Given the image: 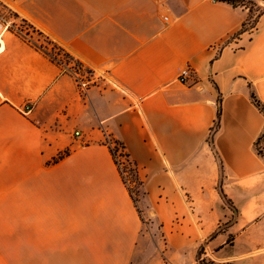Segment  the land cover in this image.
<instances>
[{"label": "crops", "instance_id": "0c3cea01", "mask_svg": "<svg viewBox=\"0 0 264 264\" xmlns=\"http://www.w3.org/2000/svg\"><path fill=\"white\" fill-rule=\"evenodd\" d=\"M0 1L100 77L81 97L0 22V264H143L141 213L185 258L205 242L212 261L264 264L263 0Z\"/></svg>", "mask_w": 264, "mask_h": 264}, {"label": "rangeland", "instance_id": "374dc122", "mask_svg": "<svg viewBox=\"0 0 264 264\" xmlns=\"http://www.w3.org/2000/svg\"><path fill=\"white\" fill-rule=\"evenodd\" d=\"M243 1L246 5L253 8L252 7V3H254L253 0H243ZM253 10L255 9L253 8ZM16 14H17L16 12H14L6 4L0 1L1 23H5L7 26H9V29L12 27L13 28L12 30H14V32L21 34V36L25 38L27 37V39L30 40L32 43L47 47L51 52V54H53L54 56L61 57V56H57L56 52L51 50V47L47 44L44 37L39 36L36 32L33 31L32 28H30L27 24L23 23L21 18H15ZM254 15H257V13H255ZM61 60L67 64L74 62L76 63L77 66H79L76 61L78 60L77 58H75L74 61L69 63L63 57H61ZM117 151L120 152L119 156L121 157V160L124 162L123 169L127 171L128 177L131 181L132 187L131 188L129 187V189L131 191V194L133 195V199L136 200V202H138L141 182L137 177L136 169L133 163L129 160V158H127L124 148L119 142L117 143ZM184 200L190 213H192L193 204L191 199L184 197ZM141 218L143 222V236L145 239L143 241L142 248L139 250V254H143L144 256L143 264H170L169 261H171V259H175V260L185 259L186 264H222L206 258L205 242L197 246L195 253L196 255L194 258L191 259L189 257H188L189 259L187 257L185 258L183 256V253L180 255L178 252L169 251L167 237H166L167 234L163 230L161 224L153 220V215L151 214L143 215L141 213ZM194 226L197 232H200V228L196 223H194ZM222 230H223V226H220L219 229L216 231L215 235L221 232ZM172 231L174 232V230Z\"/></svg>", "mask_w": 264, "mask_h": 264}, {"label": "built area", "instance_id": "2783aa9c", "mask_svg": "<svg viewBox=\"0 0 264 264\" xmlns=\"http://www.w3.org/2000/svg\"><path fill=\"white\" fill-rule=\"evenodd\" d=\"M214 2H221L219 0H213ZM167 19V18H166ZM218 48V47H217ZM219 49V48H218ZM57 62H59V65L63 68L64 71L68 72L73 79L75 80L79 95L81 97H84L87 92L90 90L91 87L96 85L100 77H97L95 74V71L87 66L84 62H79V66L76 65V63L72 62L70 64H67L61 60V57H57ZM193 69L189 66L185 67L179 76V81L183 84H186L193 78ZM79 135V133H76ZM105 144L110 148L111 152L113 153L115 157V161L119 167V170L121 171V174L123 176V179L128 187H132L131 181L128 177L127 171H125L124 168V162L121 160V157L119 156V151H117V143L110 138H107L105 141ZM258 149V144H257Z\"/></svg>", "mask_w": 264, "mask_h": 264}, {"label": "trees", "instance_id": "16d2710c", "mask_svg": "<svg viewBox=\"0 0 264 264\" xmlns=\"http://www.w3.org/2000/svg\"><path fill=\"white\" fill-rule=\"evenodd\" d=\"M219 1L231 4L235 7H238V6L245 4L243 0H219ZM15 18H20V16H18V14H16ZM21 20L23 23L27 24L30 28H32L33 31L36 32L39 36L44 37L47 44L51 47V50L56 52L57 56L63 57L68 63L74 61L75 57L69 51H67L63 46H61L57 42L51 40L42 31L36 29L32 24H30L26 19H21ZM10 29L12 30L13 28L11 27ZM12 31H14V30H12ZM17 34H19V33H17ZM19 35L21 36V34H19ZM21 37L23 39H25L26 41H28L29 43H31L34 47H36L37 49H39L40 51L45 53L53 61L57 62L56 61L57 57L54 56L53 54H51V52L49 51V49L47 47H44L43 45H36V44L32 43L30 40H28L27 37L26 38L23 36H21ZM57 63L59 64V62H57ZM77 64L79 65L78 62H77ZM251 98H252L253 102L255 103V105L257 107H259L264 112V105L259 101L255 92L251 93ZM218 108H219L218 117L220 118V116H221V98H219V100H218ZM217 126H218V124H217ZM217 126H216V128H217ZM261 141H264V134L261 137ZM70 153H71L70 149H67V150L61 152L56 158L53 159V161L51 163H53V164L59 163L61 160H63L67 156H69ZM259 153L262 154L261 151H259ZM220 190L222 192V188H220ZM134 202H135V204L137 203L136 200H134ZM139 213H140V211H139ZM222 264H233V263H222Z\"/></svg>", "mask_w": 264, "mask_h": 264}]
</instances>
